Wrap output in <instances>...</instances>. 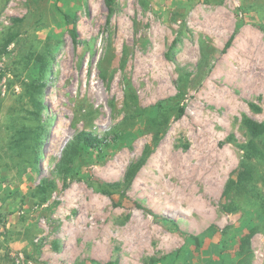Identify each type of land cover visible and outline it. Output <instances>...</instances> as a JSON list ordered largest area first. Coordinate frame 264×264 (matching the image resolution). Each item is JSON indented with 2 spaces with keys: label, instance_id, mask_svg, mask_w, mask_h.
<instances>
[{
  "label": "rangeland",
  "instance_id": "rangeland-1",
  "mask_svg": "<svg viewBox=\"0 0 264 264\" xmlns=\"http://www.w3.org/2000/svg\"><path fill=\"white\" fill-rule=\"evenodd\" d=\"M109 14L106 0H0V39L18 34L0 59V264H264V215L222 207L243 117L264 122V0H115ZM134 97L156 107L126 122ZM31 121L43 145L22 174L6 145ZM81 132L105 144L62 175ZM146 152L129 188L104 193ZM44 179L56 189L39 205Z\"/></svg>",
  "mask_w": 264,
  "mask_h": 264
},
{
  "label": "trees",
  "instance_id": "trees-1",
  "mask_svg": "<svg viewBox=\"0 0 264 264\" xmlns=\"http://www.w3.org/2000/svg\"><path fill=\"white\" fill-rule=\"evenodd\" d=\"M107 6L109 8L110 14L109 19L115 12V0H106ZM239 29H236L234 34L231 36L229 41L226 43L223 50L226 53L233 45L236 35ZM72 35L74 40L77 42L79 32L78 28L75 27L72 30ZM18 38V34L9 33L0 39V59L3 55L8 54L9 47L15 43ZM40 81H32L28 85L29 91L31 92L34 100V106L36 108V115H40L46 110L43 100L36 98L34 95L42 96L45 83ZM27 87V86H26ZM134 104H127L129 110L134 113L132 116L126 117V122L130 120H135L138 117H144L147 113L153 112L155 107L149 109H143L137 103V98L134 97ZM252 108L256 112H261L262 109L257 105H252ZM185 114V108H180L177 117H182ZM125 123V122H124ZM170 120L167 118L165 120L164 126H167ZM243 127L247 130L249 134V141L243 147V158L241 160L238 171L230 177L228 180L224 193L222 207L226 211L239 213L246 212L249 209H256V211L264 215V122L259 123L256 120L244 116L242 120ZM43 134L42 126L39 124H34L31 121L29 124H22L16 129L12 139L7 143L8 153L10 152L11 161L14 163L15 167L23 173H28L30 167H33L35 161L39 160L42 144ZM105 144L104 139L100 136H94L88 132H81L75 136L72 142L64 151L62 160L58 165L60 173L69 174L73 171L74 160L78 156L80 149L84 150H95L100 149V145ZM79 147V148H78ZM31 158V160L29 159ZM150 157V152H146L142 159L133 163L128 168L124 183H113L107 184L103 187V191L106 194L113 195L114 191L119 190L122 186L129 188L141 169L147 163ZM56 189V183L51 179H44L36 189L35 198L39 205H43L49 201L50 194ZM111 189V190H110ZM258 233L257 228H252L250 233L246 235L241 242L240 252L247 253L251 247L252 238ZM117 264V263H108Z\"/></svg>",
  "mask_w": 264,
  "mask_h": 264
}]
</instances>
